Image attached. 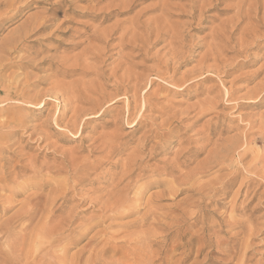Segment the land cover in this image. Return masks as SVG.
<instances>
[{
    "label": "rangeland",
    "instance_id": "obj_1",
    "mask_svg": "<svg viewBox=\"0 0 264 264\" xmlns=\"http://www.w3.org/2000/svg\"><path fill=\"white\" fill-rule=\"evenodd\" d=\"M1 1L0 220L68 186L66 264H264V0Z\"/></svg>",
    "mask_w": 264,
    "mask_h": 264
},
{
    "label": "bare ground",
    "instance_id": "obj_2",
    "mask_svg": "<svg viewBox=\"0 0 264 264\" xmlns=\"http://www.w3.org/2000/svg\"><path fill=\"white\" fill-rule=\"evenodd\" d=\"M211 1V0H208ZM4 2V0H3ZM8 2V1H7ZM10 2V1H9ZM205 2V1H202ZM201 2V3H202ZM208 3V2H206ZM209 4V3H208ZM207 4V5H208ZM205 5V4H204ZM2 5V1L0 0V8ZM7 6V4H6ZM11 6V5H10ZM242 7V6H241ZM3 9V7H2ZM6 10V9H4ZM8 10V7H7ZM248 10V9H247ZM124 80V79H123ZM128 83V82H127ZM23 94V93H22ZM20 94L19 95V99L23 100V95ZM73 94V93H72ZM74 95V94H73ZM12 96V95H11ZM16 96V95H15ZM16 97V98H17ZM75 97V96H74ZM11 98V97H10ZM15 98V99H16ZM27 99V98H26ZM38 99V97H37ZM78 99V98H77ZM31 100V99H30ZM34 100V99H33ZM13 101V100H11ZM29 100H26V102H28ZM35 101V100H34ZM1 102V101H0ZM35 102H38L35 101ZM79 102V101H78ZM39 103V102H38ZM25 104V103H24ZM100 104V103H99ZM6 105V103H5ZM128 108V107H127ZM7 112V111H6ZM8 113V112H7ZM11 113V112H9ZM8 113V116H9ZM132 114V113H131ZM4 115H6L4 113ZM3 115V117L5 118V116ZM7 116V115H6ZM13 118V113L10 115ZM17 118V117H15ZM127 118V117H126ZM8 119V118H6ZM5 119V120H6ZM4 120V121H5ZM13 120V119H12ZM18 120V118H17ZM9 121V120H8ZM7 121V122H8ZM16 121V120H15ZM17 122V121H16ZM1 124L3 123L0 122ZM9 125V124H8ZM7 125V128H8ZM13 125V124H12ZM11 125V126H12ZM3 126V125H2ZM10 126V125H9ZM13 127V126H12ZM1 128V125H0ZM5 128V126H4ZM3 128V129H4ZM6 128V129H7ZM101 149H105V151H107V153L109 154V157L114 155L117 151L118 148L113 147V145L111 144H102L100 146ZM242 154L240 155L241 157L244 156V154H246L247 152L245 150H243L241 152ZM236 157V156H235ZM241 157H238V159H240ZM136 163V162H135ZM74 164V162L71 163V165ZM253 165V164H252ZM68 166V165H67ZM77 167V166H76ZM83 167V166H82ZM68 168V167H67ZM71 168V166H70ZM69 169V168H68ZM73 169V168H71ZM80 169V168H79ZM78 169V170H79ZM85 169V168H84ZM74 170V169H73ZM72 170V171H73ZM76 170V169H75ZM65 171V170H64ZM80 171V170H79ZM174 171V170H173ZM35 172V171H34ZM74 172V171H73ZM72 172V173H73ZM78 172V171H77ZM84 172V171H83ZM82 172V174H83ZM87 172L85 171V174ZM173 173V172H172ZM182 173V172H180ZM178 175V177H175L171 180H168L166 182H158V185H165L167 187V192L170 195H174L176 192L178 191H182L180 190V188H192L193 186V182L195 181L193 179V174L192 176L187 174V175H182L180 174ZM12 174V173H11ZM84 174V175H85ZM10 175V174H8ZM6 174V178L8 176ZM4 176V175H3ZM80 176V175H79ZM77 176V177H79ZM71 177V176H70ZM74 176H72L71 178H73ZM81 177V176H80ZM73 178L74 181L80 182L83 179L81 178ZM195 177V176H194ZM4 178V177H3ZM16 179V178H15ZM68 180V179H67ZM66 180V181H67ZM70 180V179H69ZM182 180V182H180ZM2 181H4L2 179ZM164 181V180H163ZM14 181H6L5 185L6 186H2L1 189L3 190H10V192H12V187L14 186L13 184ZM30 182V180H29ZM44 183V180L42 182V184ZM63 183V182H62ZM25 184V183H24ZM28 184V183H27ZM33 184V183H31ZM47 184H49V181L47 182ZM4 185V184H2ZM36 185V184H35ZM19 186V185H18ZM23 186V185H22ZM26 186V184H25ZM34 186V185H33ZM39 187H35V189L37 190L36 193H30L29 195L25 196L23 201H19L20 204H16L18 206V208L13 211H11V215L10 217L6 218V221H1L2 217H0V264H66L67 263V258L66 255L68 254V250H70V248L73 246H76L75 244L82 238V236L85 234H81L77 235L78 236H71V235H65V231L64 229H62V226H66V223L68 222L69 225L66 226V228H68V231H70V233L72 232V229L70 227V221H69V217L65 216L66 218L62 217V218H55V215L52 211V208L54 206V204L57 203V201L62 200L65 201V196L68 194V186L67 188L63 187L64 189L62 191H60L58 188V186H54V188H50V191L47 194H44V186H40ZM21 187V186H19ZM48 187V185H47ZM73 187V186H72ZM25 188V187H24ZM29 188V187H28ZM31 188V187H30ZM62 188V187H61ZM22 189V188H21ZM34 189V190H35ZM17 191H13V195L15 197H18L20 195H22L23 192L27 191V190H19L18 188H16ZM187 190V189H186ZM137 191V190H136ZM166 191V190H165ZM184 191V190H183ZM47 192V191H46ZM140 193V192H139ZM138 193V194H139ZM165 193V194H166ZM109 194V193H108ZM115 194V193H114ZM164 194V193H162ZM12 195V198H13ZM142 195V194H140ZM161 196V195H160ZM115 197V196H114ZM123 197V196H121ZM14 201V200H13ZM139 198L138 197H131L129 199H125L122 200L119 197L118 198H111V199H107L106 200V204L103 206L104 207H109L110 209H116V211H120V210H127L128 213L131 212H136L137 211V207H139L138 204ZM16 203V201L14 202ZM105 203V202H104ZM144 204V203H143ZM12 205L15 207V205L12 203ZM64 205V204H63ZM191 206L192 207H197V205L194 202H191ZM14 207H12L14 209ZM64 207V206H63ZM62 207V208H63ZM11 208V207H10ZM203 209V208H202ZM54 210V209H53ZM8 211V210H7ZM10 211V209H9ZM64 210H62L63 212ZM2 212L5 213L6 210L5 208L2 209ZM199 212V211H198ZM8 213V212H7ZM193 214V213H192ZM191 214V215H192ZM2 215V214H1ZM57 216V214H56ZM61 217V216H60ZM197 217V216H196ZM64 218V219H63ZM71 219V218H70ZM72 221V220H71ZM139 221V220H138ZM137 221V222H138ZM145 222V219L140 221L139 225ZM73 224V223H72ZM144 224V223H143ZM140 233V232H139ZM138 234V233H137ZM75 235V234H74ZM136 235V234H135ZM135 235L133 236V238H136ZM146 235V234H145ZM132 236V235H131ZM97 238V237H96ZM138 238V235H137ZM136 238V239H137ZM202 238V237H201ZM93 239V238H92ZM91 240V239H90ZM130 240V239H129ZM144 240V239H143ZM132 241V240H131ZM135 241V240H134ZM138 241V240H137ZM205 241V240H204ZM92 242V240H91ZM139 242V241H138ZM145 242V240H144ZM135 243V242H134ZM137 243V242H136ZM140 243V242H139ZM148 244V243H147ZM57 245V246H54ZM142 245V243H141ZM145 245V243H144ZM150 245V244H149ZM54 246V247H53ZM148 246V245H147ZM151 248V247H150ZM140 249V248H139ZM139 249H135L136 251ZM146 249H148V247H146ZM145 249V250H146ZM90 252L92 251V248L89 249ZM152 250V249H150ZM148 249V251H150ZM99 251V250H98ZM78 252V251H77ZM80 252V251H79ZM94 252V251H92ZM130 252V251H129ZM128 251L124 252L125 253V257L123 259H120V262H117L116 259L115 263L113 262H105L104 261L106 259H104L103 264H148V262H146V260L150 259V258H144L146 259L144 261L143 258L140 257V259H137L136 256V252L133 251V253H130V256H133L130 260L128 259ZM147 252V250H146ZM152 252V251H151ZM150 252V253H151ZM145 252L143 251V254ZM149 253V252H147ZM149 253V255H150ZM154 253V252H153ZM42 254V255H41ZM92 254V253H91ZM152 254V253H151ZM76 255V254H74ZM140 255V254H139ZM148 255V254H147ZM124 256V254H123ZM122 256V257H123ZM74 257V256H73ZM77 257V256H76ZM90 257H94V256H90ZM39 259L37 262L35 261L36 259ZM69 258V256H68ZM126 258V259H125ZM77 259V258H76ZM75 259V260H76ZM90 259V258H89ZM92 259V258H91ZM152 259V258H151ZM150 259V262H151ZM162 259V258H161ZM74 260V261H75ZM94 260V259H93ZM102 260V259H101ZM112 260V259H111ZM131 263H129V261ZM71 261V260H69ZM79 263V259L77 260ZM76 261V263H78ZM95 261V260H94ZM119 261V260H118ZM36 262V263H35ZM73 262V261H72ZM125 262V263H123ZM149 262V264H150ZM70 263V262H69ZM75 263V262H73ZM102 263V262H101ZM72 264V263H70ZM86 264V263H85ZM91 264V263H90Z\"/></svg>",
    "mask_w": 264,
    "mask_h": 264
}]
</instances>
